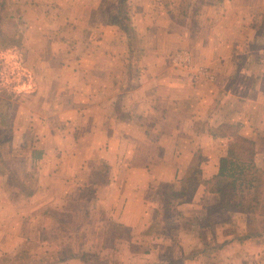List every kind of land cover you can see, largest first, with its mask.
Listing matches in <instances>:
<instances>
[{
    "label": "crops",
    "instance_id": "1",
    "mask_svg": "<svg viewBox=\"0 0 264 264\" xmlns=\"http://www.w3.org/2000/svg\"><path fill=\"white\" fill-rule=\"evenodd\" d=\"M106 1L96 0L94 5L101 9ZM127 4L132 22L129 33L108 24L106 30L97 31L101 40L95 47L96 60L90 64L95 80L88 76L89 67L77 65V60L53 62L51 67L52 58L48 57L43 66L39 64V68L49 64L51 73L57 67L62 69L63 80L55 83L69 87L68 91L72 92L77 83L85 89L74 93L81 97L79 122L60 120L61 125L54 127L49 121L47 124L39 121L51 125L50 133L62 132L67 144L59 141L53 144L62 151L57 150L56 156L40 159L33 153L35 162L41 164L42 160L51 166V162L63 163L73 158L87 170L88 161L96 159L133 172H142L133 165H143L145 172L141 174L146 176L144 183L149 192L144 197L140 187L130 185L134 189L132 196L138 199L140 218L129 217L131 211L120 207L112 220L135 232L152 223H161L156 215L161 218L163 210L155 211L156 204H161V197L154 196L153 184L157 181L147 182L151 175L162 170L159 181L172 184L175 190L187 191V178L195 167L200 184L191 201L183 199L177 203L181 218L190 214L192 219L186 226L195 230L199 228V219L209 218L216 235H222V240L217 237L221 240L219 244L226 242L223 251L238 246L243 253L241 261L264 264V216L225 210L209 213L218 195L209 192L204 184L218 174L221 158L237 139L254 146V164L264 177V31L261 25L257 26L264 20V0H128ZM131 36L136 38V48L133 43L129 47ZM182 50L191 52L194 65L205 69L207 77L187 76L188 72L176 68L169 58ZM90 51L85 48L83 56L88 59ZM135 52L140 59L135 57ZM90 54L92 57L93 52ZM255 54L259 56L256 60ZM133 65H137V75L130 77L129 69ZM55 83L52 81V87ZM44 90L38 89L43 98L33 115L40 120L69 116L64 106L53 104V100H62L60 96L56 97L55 91L47 94ZM36 125L39 130L41 124ZM33 133L29 137L35 139L32 145L37 150L43 142L37 135L39 132ZM75 133L80 137L79 143L72 139ZM47 147L53 151L50 144ZM3 177L0 173V243L7 236L3 224L10 217L16 221L23 219L21 212L11 215L17 201L7 193ZM72 185L76 191L78 184ZM153 198H157L155 204ZM28 200L33 204L35 197ZM27 202L20 204L29 206ZM127 203L131 210L132 199ZM38 209L40 206H35L31 211ZM175 225L170 227L171 231L174 229L172 234L181 235L179 225ZM229 226L235 228L233 237L229 236L232 233L227 229ZM254 230L261 235L244 238ZM181 240L171 243L182 247ZM197 241V244L202 242L200 238ZM228 257L223 258L227 264L231 262Z\"/></svg>",
    "mask_w": 264,
    "mask_h": 264
},
{
    "label": "rangeland",
    "instance_id": "2",
    "mask_svg": "<svg viewBox=\"0 0 264 264\" xmlns=\"http://www.w3.org/2000/svg\"><path fill=\"white\" fill-rule=\"evenodd\" d=\"M95 1L0 0V173L4 175L2 183L7 193L17 201L11 215L22 213L23 218L16 221L10 217L3 224L7 236L0 243V264H227L224 256H229L231 262L228 264H253L252 261L240 260L243 253L238 246L223 251L226 242L219 244L222 235H216L209 218L199 219V228L195 230L186 226L192 221L190 214L181 218L177 211L178 202L172 200L167 203L163 200L167 188L165 183L159 181L162 170L154 172L147 181H157L153 184L156 187L154 196L161 197V204H156L155 211L163 210L161 218L156 215L161 223H152L136 232L130 229L129 233L112 242L109 238L110 225L121 224L112 221L113 215L117 217L118 208L131 211L129 217L140 218L136 204L138 199L132 196L133 188L130 185L134 183L140 187L144 197L149 192L144 183L146 176L141 174L145 172L143 165H133L142 172L122 171L123 166L119 168L114 165L112 174L114 166L99 163L96 159L88 161L87 170L73 158L63 160V163L51 162V166L42 160H39L41 164L38 160L35 162L33 153L40 159L56 156L57 150L61 149L53 144H57V141L67 144L62 132L50 133L48 128H52L51 125H42L39 121H46V124L49 121L57 127L60 120L79 122L81 118L78 110L82 105L81 97L74 93L84 91L85 87L77 83L72 93L68 91L69 87L55 83L63 80V70L56 66L57 70L49 72L53 62L77 60V65L89 67V78L96 79L90 71V64L96 60L95 47L101 40L97 31L113 25L111 21L117 16L118 0H107L101 9L94 5ZM263 22L257 24L262 26V31ZM128 26L130 32L131 19ZM131 38L136 48V38ZM85 48L93 52L92 57L90 52L88 59L83 56ZM183 51L189 53L192 65L187 68L176 65V68L192 76L201 67L194 65L190 51ZM178 52L170 55L169 60L173 61V56ZM134 55L137 59L141 58L138 52ZM48 57L52 58L49 61L51 67L48 64V67L39 68V64L43 66ZM253 57L256 60L259 56L255 54ZM137 70V65H133L129 69V76H136ZM38 83H41L40 86ZM42 87L45 89L43 92L52 94L55 91L54 95L60 96L62 100H53V104L64 106L69 116L56 115L48 120H40L33 115L41 105L43 95L39 94L38 89L42 91ZM36 124H41L39 130ZM33 131L39 132L37 135L43 142L37 150L32 145L35 139L29 137ZM76 136L75 133L72 139L79 143L80 137ZM47 144H50L52 152ZM74 178L79 179L73 181ZM73 183L78 184L76 191H73ZM65 187L72 189L68 191ZM31 196L35 197L33 204L28 200ZM129 199L134 203L131 210L127 208ZM26 200L30 202L29 206H22L20 203H26ZM147 200L150 202L149 198ZM156 201L157 198L152 199L153 203ZM35 206H40V209L32 213L31 209ZM27 212L30 215L25 219ZM164 214H168V217H164ZM175 224L179 225L181 235L172 234L174 229L171 231L170 227ZM227 229L232 232L229 236L233 237L235 228L229 226ZM198 238L201 244H197ZM176 239H182L184 246L172 245L171 242ZM205 248L209 250L208 257L199 253Z\"/></svg>",
    "mask_w": 264,
    "mask_h": 264
},
{
    "label": "trees",
    "instance_id": "3",
    "mask_svg": "<svg viewBox=\"0 0 264 264\" xmlns=\"http://www.w3.org/2000/svg\"><path fill=\"white\" fill-rule=\"evenodd\" d=\"M127 1L118 0V13L111 23L129 33L128 21L130 18ZM131 42L133 43V40L129 38L130 48ZM254 155V146L240 139H237L229 146L226 156L220 160L218 174L211 180L204 182L209 192L218 195V201L214 206L209 208V213L212 214V212L225 210L228 212H242L249 215L264 216V177L254 164ZM197 173L198 170L193 167V172L189 173V177L187 178V191L175 190L172 184L166 185L167 193L163 196V200L167 201V203L172 202V200L181 202L183 199L191 201L200 184ZM262 210L263 212H261ZM164 217H168V214H164ZM110 229L109 238L112 242L130 231V228L115 223L110 225ZM257 235L260 236L261 232L254 230L248 232L244 238ZM208 252V248H205L199 253L208 257Z\"/></svg>",
    "mask_w": 264,
    "mask_h": 264
},
{
    "label": "built area",
    "instance_id": "4",
    "mask_svg": "<svg viewBox=\"0 0 264 264\" xmlns=\"http://www.w3.org/2000/svg\"><path fill=\"white\" fill-rule=\"evenodd\" d=\"M173 61L176 65L180 67H189L192 65L190 55L187 51H179L177 54L173 56ZM195 75L199 78L207 77V71L203 68L195 70Z\"/></svg>",
    "mask_w": 264,
    "mask_h": 264
}]
</instances>
